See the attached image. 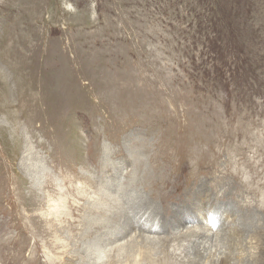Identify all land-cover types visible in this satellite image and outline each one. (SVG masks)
Wrapping results in <instances>:
<instances>
[{"label":"rangeland","instance_id":"1","mask_svg":"<svg viewBox=\"0 0 264 264\" xmlns=\"http://www.w3.org/2000/svg\"><path fill=\"white\" fill-rule=\"evenodd\" d=\"M187 164L228 182L226 229L264 224V0H0V264H78L74 205L103 192L194 207Z\"/></svg>","mask_w":264,"mask_h":264},{"label":"bare ground","instance_id":"2","mask_svg":"<svg viewBox=\"0 0 264 264\" xmlns=\"http://www.w3.org/2000/svg\"><path fill=\"white\" fill-rule=\"evenodd\" d=\"M189 168V164L183 167L179 178L182 182H179L177 190L182 184L183 187L178 191V194L174 195L172 203L180 201L187 193L195 190L197 198L194 201V207L190 203L177 206L172 204L169 207L167 203L169 200L166 199L160 201L162 204L155 203L156 200H153V196L149 194L145 197L141 188L137 190L128 189V187L116 188L118 190L116 194L103 192L98 196L95 195L97 196L95 198L101 202L100 205H96L95 202L90 203L91 201L88 200L89 204L74 205L75 212L84 210V214L80 216L81 220H78L82 233L78 241L74 243L73 258L70 255L68 260L78 259V264H125L126 262L127 264H264V224L256 221L258 219L254 221L250 218L242 225L226 229L225 225L228 220H226V216H228L230 208L227 207V204L233 200L231 188L229 187V189L227 186L228 182L225 185L219 184L220 190L215 188L211 195L206 196L205 181L200 183V177L192 184L186 181ZM218 178L223 179L222 177ZM139 182V179L133 180L136 186L140 185ZM102 183L104 182L102 181ZM105 183H111L112 189H114L117 182L106 180ZM168 184L169 179L163 180V187ZM106 186L108 185L106 184ZM186 201H189V198ZM72 205L70 203L69 208ZM255 208L257 207L255 206ZM94 214L97 215L96 219H91L89 215L93 217ZM246 217L242 219L246 220ZM214 218L217 219L216 222H214ZM187 221L189 223H185ZM77 229L73 227L74 238L79 234V229ZM131 229H134V233L129 235ZM163 231L174 232L172 238L179 235L180 238L187 240L186 244H194L198 250L197 255L192 259H188L191 257L186 259L183 255L186 244L184 247L181 246L180 253H177L180 250L179 245L170 251L164 245L165 237L158 234ZM153 233L156 235H152ZM234 234L241 237L238 239ZM80 240L84 242L80 243ZM162 240L163 256L157 251L156 254L159 257L155 258L147 251L146 247L149 246L154 251L152 244L156 245ZM208 240L213 242L212 246L208 244ZM87 241L89 245L84 246ZM78 246L82 247L76 249ZM107 247H110L109 250L114 248L113 253L118 254L107 253L105 260L102 257V252H106Z\"/></svg>","mask_w":264,"mask_h":264}]
</instances>
